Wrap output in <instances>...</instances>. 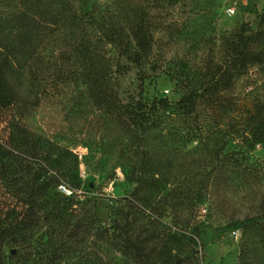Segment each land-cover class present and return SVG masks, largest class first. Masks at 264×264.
I'll use <instances>...</instances> for the list:
<instances>
[{"label": "trees", "instance_id": "obj_1", "mask_svg": "<svg viewBox=\"0 0 264 264\" xmlns=\"http://www.w3.org/2000/svg\"><path fill=\"white\" fill-rule=\"evenodd\" d=\"M77 1L0 0V264H104L106 250L182 264L197 252L202 205L222 216L261 180L252 151L264 147V10L212 35L194 68L169 72L171 100L143 91L145 68L158 66L146 9L157 0ZM130 64L139 92L125 101L118 78ZM43 102L86 125L80 143L97 136L94 148L133 184L107 220L81 191L71 145L32 125ZM244 220L264 241V212Z\"/></svg>", "mask_w": 264, "mask_h": 264}, {"label": "rangeland", "instance_id": "obj_2", "mask_svg": "<svg viewBox=\"0 0 264 264\" xmlns=\"http://www.w3.org/2000/svg\"><path fill=\"white\" fill-rule=\"evenodd\" d=\"M94 1L101 4L109 2L81 0L76 2V6L81 8L84 3L90 5ZM146 4L147 11L158 24L153 31L152 54L158 66L145 68L144 96H168L171 100L177 99L179 93L169 72L178 70L183 63L194 68L201 56L213 46L210 43L212 35L231 31L242 23L254 25L256 15L264 10V0H176L171 5L157 0L147 1ZM118 79L119 96L123 100L137 96L139 80L134 65L130 64ZM31 123L62 144L71 145L79 156L81 191L84 196L92 195L89 207L99 218L107 220L112 200L128 193L133 184L125 178L121 168H114L107 155L94 148L92 144L99 140L98 137L91 134L86 138L92 144L83 146L80 140L83 132L88 131L86 125L75 121L60 106L47 102H43L33 113ZM234 146L230 142L228 148ZM252 155L261 160L262 167L255 193L250 195L237 191L227 206L228 211L222 216L213 215L207 211L208 204H203L200 208L202 232L197 239V252L185 258L182 264H264L261 232L256 225L244 220L264 212V147L257 144ZM5 254H8V249H5ZM102 257L104 264H137L109 250L102 252ZM76 261L70 263L63 260L60 264H75Z\"/></svg>", "mask_w": 264, "mask_h": 264}, {"label": "water", "instance_id": "obj_3", "mask_svg": "<svg viewBox=\"0 0 264 264\" xmlns=\"http://www.w3.org/2000/svg\"><path fill=\"white\" fill-rule=\"evenodd\" d=\"M43 235H40L39 238L42 239Z\"/></svg>", "mask_w": 264, "mask_h": 264}]
</instances>
